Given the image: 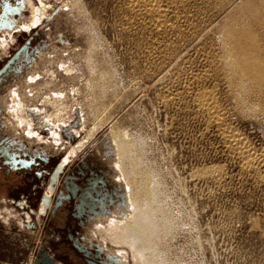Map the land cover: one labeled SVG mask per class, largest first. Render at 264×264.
Returning a JSON list of instances; mask_svg holds the SVG:
<instances>
[{
    "label": "rangeland",
    "instance_id": "obj_1",
    "mask_svg": "<svg viewBox=\"0 0 264 264\" xmlns=\"http://www.w3.org/2000/svg\"><path fill=\"white\" fill-rule=\"evenodd\" d=\"M27 2L0 0V264L127 252L93 234L127 208L112 134L134 201L160 221L158 264H264V0ZM46 96L64 124L47 120ZM15 100L41 140L11 126ZM63 160L52 201L78 191L41 213Z\"/></svg>",
    "mask_w": 264,
    "mask_h": 264
},
{
    "label": "bare ground",
    "instance_id": "obj_2",
    "mask_svg": "<svg viewBox=\"0 0 264 264\" xmlns=\"http://www.w3.org/2000/svg\"><path fill=\"white\" fill-rule=\"evenodd\" d=\"M27 1L28 0H24V2L26 4H28ZM150 1L151 0H129L130 3L144 2L145 4L146 3L149 4ZM127 2H128V0H127ZM152 2H154V1H152ZM38 4L40 5V8H38L39 12L38 13L36 12V14L34 13L32 15V18L30 19L31 25H37L36 23H38L40 21V17L46 13V7H45L46 5L43 2H40ZM156 8H157V6H156ZM6 45H7L6 41L1 42L0 48L3 49L4 47H6ZM53 96L55 97V99H57V98L60 99L59 97H61V94L59 92V95L56 93V94H53ZM12 97L14 98V96H12ZM55 99L52 97L46 96V98L43 100L44 102L49 103L52 105V107H54L53 112L51 114L47 115L46 118L48 121L50 120L52 123L57 122L60 124H64V123H61L63 121L62 120L63 115L60 114L62 112V109L59 108V107H61L62 103L57 104L58 100H55ZM15 101L16 102H15L13 107L9 106V107H11L10 115H11V118L13 119L10 121L11 126L12 127H15V126L21 127L23 129V132L26 131L25 132L26 137H28V138L32 137V138H36L38 140H41V138L38 137V135H39L38 131H35L34 129H32V125H33L32 119L30 117H28V115L25 114L26 113L25 111H23L25 109H23L24 107H23L22 103L18 100H15ZM60 101L62 102V100H60ZM46 103H45V105H46ZM35 109H36V107H35ZM82 120H83V118H82ZM46 124H45V126H47ZM50 125H51V123H50ZM59 126L60 125L58 124V127ZM54 127H55V124H54ZM22 129H20V130H22ZM49 129H51V128H49ZM91 133H92V131H91ZM50 135L52 138V142L55 143V145H57L59 142L58 141V136H59L58 132L55 130H52L50 132ZM90 136H91V134L86 135V137H84L80 142H78V144L75 147L71 148V150L69 152L70 155H74L84 145H86L85 143L87 142V140L89 139ZM116 141H117L116 136L112 134V142L114 143L115 152L117 153L116 155L118 158V160L115 162L114 166L118 170V172L120 173V176L124 180V183H125L124 185L126 186V194H127V205H126V207L127 208L123 209L122 212H120V210H119V212H117L118 215L114 214L113 216H106V217L101 216L100 218H97L98 224H95L93 234L98 236L102 243H108V244L113 245L115 247H122L123 246L126 248L127 252L122 251L120 248H117L114 251V257H112V258L110 257V259L115 260V262H116L115 264H118V262L124 261L126 258L125 257L126 253L128 254L129 260L132 264H158L157 257H154V250H155L154 249V246H155L154 241L156 242V240H157L156 237L159 233L160 221H157L154 218L153 214H150L149 211H146V210L144 211V207L142 205H138L134 201L132 194H131L130 186L128 184L129 178L127 177V175L123 169V166L121 165V162H120L121 155L123 154V150H122L123 145L120 141H119V143H117L118 141L117 142ZM65 161L66 160H63L62 164H64ZM12 162L14 164H18L20 162L21 164H23L25 166L31 165L30 162H27L24 160L17 161L15 158H12ZM57 171L59 172V171H61V169H58ZM46 192H47V190H46ZM44 201L46 203L47 199L45 198ZM48 206H49V204H48ZM45 207H46V205H45ZM156 212L161 213V216L163 217V210H157ZM10 217H11V215H10ZM5 221H7V220H5ZM104 264H113V263L105 262Z\"/></svg>",
    "mask_w": 264,
    "mask_h": 264
},
{
    "label": "flooded vegetation",
    "instance_id": "obj_3",
    "mask_svg": "<svg viewBox=\"0 0 264 264\" xmlns=\"http://www.w3.org/2000/svg\"><path fill=\"white\" fill-rule=\"evenodd\" d=\"M25 161V160H24ZM63 165L64 164H62V162L60 163V164H58V166L55 168V170H54V173L52 174V176H51V179H50V184H49V186H48V188L46 189L47 190V192L44 194V195H42V197H41V200H40V212L41 213H44V212H46V211H50L51 209H52V206H53V203H54V211L56 212L57 210H58V208L60 207V206H62L64 203H65V201H67V198H69V194H74V195H76V193H77V191H78V189H77V186H73L72 187V190H70V189H68L69 187H66V193H69V194H67L66 196L62 193V191H60V195H59V197L57 198V200H55L54 202L52 201V197H51V195H52V192H54V185L56 184V181H58L57 179H58V177H59V174L62 172V168H63ZM58 169H61V171H57ZM57 175V176H56ZM56 176V177H55ZM70 190V191H69ZM47 199V202L45 203V201H44V199ZM43 200V201H42ZM48 204H49V206H48ZM45 205H46V207H45ZM81 206H83V200H81V204L80 205H78V206H76L75 208L76 209H80L81 208ZM42 215V214H41ZM72 240H73V242H74V246L76 247V249L79 251V252H81V253H86L87 255H89L90 254V252L85 248V246L84 245H82L79 241H77L76 239H74V238H72ZM39 250V249H38ZM38 250H37V254H36V257L34 258V261H35V259L39 256V254H38ZM34 261H33V263H32V261H30V264L32 263V264H34ZM55 263V261H54V259H53V263L52 264H54ZM105 262H102V264H104Z\"/></svg>",
    "mask_w": 264,
    "mask_h": 264
},
{
    "label": "water",
    "instance_id": "obj_4",
    "mask_svg": "<svg viewBox=\"0 0 264 264\" xmlns=\"http://www.w3.org/2000/svg\"><path fill=\"white\" fill-rule=\"evenodd\" d=\"M39 256L35 259L34 264H52L53 258L47 251L43 249L38 250Z\"/></svg>",
    "mask_w": 264,
    "mask_h": 264
}]
</instances>
